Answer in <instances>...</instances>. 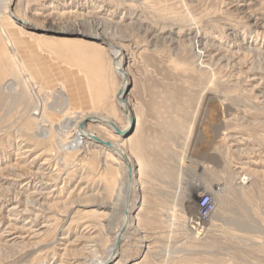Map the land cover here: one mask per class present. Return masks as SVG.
I'll use <instances>...</instances> for the list:
<instances>
[{
	"label": "rangeland",
	"instance_id": "rangeland-1",
	"mask_svg": "<svg viewBox=\"0 0 264 264\" xmlns=\"http://www.w3.org/2000/svg\"><path fill=\"white\" fill-rule=\"evenodd\" d=\"M106 38L134 111L115 140L143 166L101 264H264V0H0V264H84L113 243L122 161L57 130L120 112L111 55L91 45ZM202 193L216 209L197 226Z\"/></svg>",
	"mask_w": 264,
	"mask_h": 264
},
{
	"label": "bare ground",
	"instance_id": "bare-ground-1",
	"mask_svg": "<svg viewBox=\"0 0 264 264\" xmlns=\"http://www.w3.org/2000/svg\"><path fill=\"white\" fill-rule=\"evenodd\" d=\"M16 28H17V30L22 31L26 37L33 38V37L37 36V34L34 33L33 30L26 29L23 24H17ZM6 38L11 45V49L13 51H15L14 50L15 45L12 46L11 40H9L8 36H6ZM106 39H107L106 44L91 42V45L94 47L98 46L100 49L106 50L109 52V54L111 55V61L108 64V68L112 69L117 74V76L120 78L121 86L119 87V91L115 95V100H116L117 105L119 106V109H120V110H118L120 112L117 111L118 116L115 113H111V114L105 116L98 111H94V112L89 111L80 117L79 116L76 117V120H74V121L72 119V117H74V116L71 115L70 117L67 118L66 121L59 123L58 129H57L59 131L62 128L63 129L69 128V127H67L68 125H73V127H74L73 130L75 131L74 136H73L74 138L72 140L70 139L71 141H69L66 145H64V147L68 148L69 150H76V149H80V148H85L88 143H93V144H96L97 147H101L105 150H108L106 153L107 159H110L114 156L116 158L121 159L120 161H122V168H123L122 178L119 179L118 172L112 173L111 187H113V188L110 191V194L108 195L109 201L107 203L108 205H106L114 213L118 208L122 209L123 212H122L121 225L119 226V228L116 232L113 243L107 249V251H105V253H103V255L100 257H98V256L96 257V255H94L92 252V254L95 256V258L93 256L94 259H92V258L87 259L85 263L83 262L84 264H101L102 262H105V260L107 258H109V256H112L113 254H115V252L117 250L116 246H117L118 238H121V242H122V240L125 237V234L128 230V227L130 224V219L132 218V216L130 215V211H129L130 210V200H126L127 195L129 193V191L131 190V187L134 183V179L136 177V174L140 171L141 167L143 166V163H141L140 160H136V161L133 160V156L124 149L123 143L117 142L115 140V136L116 137H123L125 135V133L127 132L128 128L130 127V120H131V117H133L134 111H133L132 105L130 103V100L126 97V94L124 96H122L120 94V91L122 89H123V91L125 90V86L129 83V77H130L129 71L126 68L127 58L125 56V49L123 48L122 45L116 44V43L112 42L111 40H109V38H106ZM122 86H124V87H122ZM124 99H125V101H124ZM119 113H120V115H119ZM100 120L113 122L114 125L118 129H120V131L122 133L121 134L117 133L114 130V128H112L108 124L101 122ZM89 122H96V123L102 124L103 127H106L107 129H109L111 131V133H112L111 136L107 137V138L106 137L103 138V137L98 136L97 135L98 133H96L95 131H93L87 127V124ZM47 123H48V120H45V118L43 117V120L37 126L39 136H44V134H46V133L52 134V130L51 131L47 130V126L50 125L49 123L48 124ZM48 129H49V127H48ZM106 143H109V145H107ZM115 150H121L128 156V162L132 166V171L130 172V175L128 172L127 163L124 162V160L119 156V154L117 155L116 152H114ZM245 179H247V178L244 177L243 180H245ZM126 206H127L128 210L124 211ZM123 228H125V230H126L124 233H122Z\"/></svg>",
	"mask_w": 264,
	"mask_h": 264
},
{
	"label": "built area",
	"instance_id": "built-area-1",
	"mask_svg": "<svg viewBox=\"0 0 264 264\" xmlns=\"http://www.w3.org/2000/svg\"><path fill=\"white\" fill-rule=\"evenodd\" d=\"M198 217L196 222L197 226H200L202 222H205L215 211L216 204L210 193H202L198 196Z\"/></svg>",
	"mask_w": 264,
	"mask_h": 264
},
{
	"label": "water",
	"instance_id": "water-1",
	"mask_svg": "<svg viewBox=\"0 0 264 264\" xmlns=\"http://www.w3.org/2000/svg\"><path fill=\"white\" fill-rule=\"evenodd\" d=\"M127 90H128V86H126L125 87V90L123 91V89L120 91V94L122 95V96H124L125 94H126V92H127ZM124 101H125V99H124ZM101 122H103V123H105V124H108L109 126H111L112 128H114V130L117 132V133H119V134H121L122 132L120 131V129H118L115 125H114V123L113 122H110V121H105V120H100ZM131 124H132V127L134 126V120H133V117H131ZM127 133H125V135H126ZM107 145H109V143H106ZM114 152H116V154L118 155L119 154V156L124 160V162H126L127 163V165H128V172H129V175H130V172L132 171V166H131V164L128 162V156L123 152V151H121V150H115ZM126 230H125V228H123V230H122V233H124ZM120 242H121V238H118V242H117V248H118V246L120 245Z\"/></svg>",
	"mask_w": 264,
	"mask_h": 264
}]
</instances>
